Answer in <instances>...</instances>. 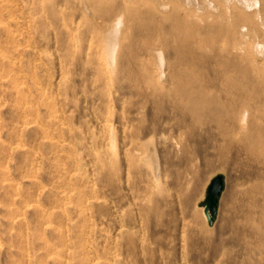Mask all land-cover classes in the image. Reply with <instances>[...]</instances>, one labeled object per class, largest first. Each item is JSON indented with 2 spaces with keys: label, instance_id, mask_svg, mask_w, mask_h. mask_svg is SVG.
<instances>
[{
  "label": "rangeland",
  "instance_id": "rangeland-1",
  "mask_svg": "<svg viewBox=\"0 0 264 264\" xmlns=\"http://www.w3.org/2000/svg\"><path fill=\"white\" fill-rule=\"evenodd\" d=\"M260 5L0 0V264H264ZM182 40L203 61L191 46L182 61Z\"/></svg>",
  "mask_w": 264,
  "mask_h": 264
},
{
  "label": "bare ground",
  "instance_id": "bare-ground-1",
  "mask_svg": "<svg viewBox=\"0 0 264 264\" xmlns=\"http://www.w3.org/2000/svg\"><path fill=\"white\" fill-rule=\"evenodd\" d=\"M260 1H261V5H260V8H259V10H258V11H260V12H258L257 15L261 14V12H264V0H260ZM241 14H242L241 16H236V20L239 19V18L245 20L246 23L249 25L248 29L250 28V29H252V30H256V29L258 28L259 24L257 23V21H255L256 16H254V15L251 14V13L244 12V11H242ZM214 22H215V24H216V23H217V20L215 19ZM215 24H214V25H215ZM223 29H224V28H223ZM221 30H222V27H221L220 31H221ZM221 32H223V30H222ZM225 32H226V37H227V32H228V31H225ZM227 40H228V37H227ZM188 43H189V44H188ZM181 45H182L181 50H180V54H181L180 57H181V59H183V58L185 59V56H183V58H182V54H186V53H185V52H186V51H185L186 48H184V47L189 46V49H190V46H191V47H194V48H191V49H190V52L193 53V56H192V57L189 56L190 58H188V59H190V62H189V63H190V66H191L192 64L196 66V64H197L198 62L203 61V58H201L200 56H204V54H203L202 51L198 50V49L203 48V45H202V44H194V43H190V42H186V41L182 40V41H181ZM224 45H225L226 47H229L228 50H227V48H225L228 52H225L226 54L223 55V56H219L220 59H219V58H218V59L221 60V61H219V62H223V65L225 64V66H226V65L228 66V64L236 65V68H237V67L240 65L241 61H242V60L238 61V58H240V57H242V56H240V54H238V53H236V52H235V54L233 55V53H232L231 50H234V49H236V48L238 49V48H241V47H242L241 50L243 51V48H244V47H243V46L232 47V46H234V45H232V43L229 44L228 41L223 42V43H222V46H224ZM204 46H205V43H204ZM216 48H217V47H216ZM217 49H218V48H217ZM237 49H236V50H237ZM222 50H224V49H222ZM241 50H240V51H241ZM216 51H217V50H216ZM217 52H218V51H217ZM243 52H245V51H243ZM243 52H242V53H243ZM222 53H223V52H222ZM246 53H247V52H246ZM247 55H248V54H247ZM187 57H188V56H187ZM243 58H244V57H243ZM184 59H183L182 61H184ZM188 59H187V61H189ZM209 61H210V60H209ZM193 65H192V66H193ZM199 65H200V64H199ZM201 65H202V63H201ZM203 65H204V64H203ZM209 65H210V64H209ZM182 66H183V64H182ZM227 66H226V67H227ZM184 67H185V64H184ZM186 67H189V66H186ZM202 67L204 68V66H202ZM241 67H243V66H241ZM241 67H240V68H241ZM192 68H193V67H192ZM222 68L225 69L224 67H222ZM222 68L220 67V70H222ZM227 68H228V67H227ZM240 68H239V69H240ZM181 69H182V71H184L183 68H181ZM181 69H180V75H182V76L179 77V79L181 78V80L179 81V83H181V81H182V83H183L185 80L187 81L188 79H186L185 77H186L187 75H189L188 73H187V75H186V72H185V73L182 72ZM186 69H188L187 72L190 70L189 72L191 73V67L186 68ZM186 69H185V70H186ZM194 69H196V68H194ZM194 69H192V71H194V73H195V75H196V74L198 73V71H197V70L195 71ZM197 69L200 70L199 67H198ZM207 69L209 70V73L207 72V74H210V76H211V73H210V72H211V71H210V67L206 68V70H207ZM242 69H243V71L245 70L244 68H241L240 70L242 71ZM201 70H202V69H201ZM232 70H233V69H232ZM240 70H238V71H240ZM178 71H179V70H178ZM224 71H225V70H224ZM238 71H237V72H238ZM202 72H203V71H202ZM213 72H214V71H213ZM213 72H212V73H213ZM220 72H221V71H220ZM235 72H236V71H235ZM199 73H200V72H199ZM205 73H206V72H205ZM222 73H223V76H224V75H225V74H224L225 72H222ZM241 73L243 74L244 72H241ZM192 74H193V73H192ZM192 74H190V75H192ZM207 74H206V75H207ZM193 75H194V74H193ZM203 75L205 76V74H203ZM221 75H222V74H221ZM243 75H245V74H243ZM197 76H198V74H197ZM197 76H196V77H197ZM204 76H203V77H204ZM188 77H189V76H188ZM192 77H193V76H192ZM198 77L200 78V76H198ZM242 77H243V76H242ZM244 77H245V76H244ZM189 78H190V77H189ZM194 78H195V77H194ZM204 78H206V77H204ZM211 78H212V77H211ZM214 78H215V76H214ZM214 78H213V79H214ZM179 79H177V80H179ZM191 79H192V78H191ZM191 79H189V80H191ZM196 79H197V78H196ZM201 79H202V77H201ZM201 79H200V80H201ZM206 79H207V78H206ZM213 79H212V81H213ZM245 79H246V78H245ZM245 79H244V80H245ZM193 80H194V79H193ZM193 80H191V83H190V84H192ZM197 80H198V79H197ZM197 80H196L195 82H197ZM207 80L209 81V79H207ZM186 81H185V82H186ZM198 81H199V80H198ZM203 81L205 82V79H204ZM203 81H202V82H203ZM246 81H247V80H246ZM246 81L244 82V87H243V89L245 88V90H247V87H245V83H246ZM185 82H184L183 84H185ZM187 82H188V81H187ZM202 82H201V84H202ZM209 82H211V80H210ZM213 82H215V81H213ZM213 82H211V83H213ZM216 82H217V81H216ZM241 82H242V81H241ZM247 82H248V81H247ZM176 83H177V82H176ZM198 83H199V82H198ZM206 83H207V82H206ZM206 83H205V85H208V86H209V84H206ZM211 83H210V84H211ZM194 84H195V83H194ZM194 84H193V86H194ZM213 84H214V83H213ZM246 84H247V86H250V85H248V83H246ZM181 85H182V84H181ZM196 85H197V87H198V86H200V83H199V85L196 83ZM203 85H204V84H202V86H203ZM205 85H204L203 88L206 89L209 93H210V91L214 90V92H215V91H216V93L220 92L219 94H221V92L223 91L221 88H219V87L217 86V84L211 85V90H210L209 88H205V87H206ZM185 86H188V85H185ZM202 86H201V87H202ZM208 86H207V87H208ZM176 87H178V86L176 85ZM197 87H192V89H193V88L196 89ZM179 88L183 90V88H181V87H179ZM185 88H186V87H185ZM189 88H190V87L188 86V89H189ZM198 88H200V87H198ZM217 88H218V90H217ZM176 89H177V88H176ZM195 89H193V90L195 91ZM208 89H209L210 91H209ZM248 89H250V87H248ZM182 90H180V91H181V92H183V91H185V90L187 91V89H184L183 91H182ZM189 90H190V89H189ZM199 90H200V89H199ZM241 90H242V88H241ZM176 91H179V90H176ZM190 91H191V90H190ZM194 91H193V92H194ZM204 91H205V90H204ZM237 91H238V89H237ZM259 91H260V90H259ZM188 92H189V91H188ZM201 92H203V91H201ZM235 92H236V91H235ZM235 92H233V93H235ZM247 92H248V91H247ZM203 93H205V92H203ZM211 93H212V92H211ZM230 93H232V92H230ZM233 93H232V94H233ZM237 93H239V91H238ZM237 93H235L236 96H237ZM243 93H244V92H243ZM243 93H242V94H243ZM179 94H180V93H178V95H179ZM183 94H184V93H183ZM183 94H182V95H183ZM194 94H195V93H193V95H194ZM199 94H200V93H199ZM199 94L196 93V95H199ZM207 94H208V93H207ZM214 94H215V93H214ZM214 94H213V95H214ZM227 94H229V93H227ZM245 94H246V93H245ZM252 94H253V93H252ZM254 94H255V93H254ZM258 94H259V92H258ZM176 95H177V93H176ZM186 95L189 96V94H186ZM186 95H185V96H186ZM190 95H191V93H190ZM193 95H192V96H193ZM196 95H195V96H196ZM203 95H204V94H203ZM235 95H234V96H235ZM248 95H249L248 97L251 96L250 93H248ZM262 95H263V94H262ZM214 96H215V95H214ZM216 96H217V94H216ZM236 96H235V98H236ZM239 96H240V95H239ZM252 96H253V95H252ZM255 96H257V95H255ZM255 96H253V97H255ZM258 96H259V95H258ZM258 96H257V97H258ZM176 97H177V96H176ZM176 97H175V98H176ZM199 97H200V96H199ZM201 97H202V94H201ZM201 97H200V98H201ZM248 97H246V98H248ZM257 97H256V98H257ZM179 98H181V96H179ZM179 98H178L177 100H182V99H179ZM182 98H183V96H182ZM187 98H188V97L185 98L186 101H187ZM190 98H191V96H190ZM190 98H188V99H189V102H190ZM192 98H193V97H192ZM192 98H191V99H192ZM196 98H197V97H196ZM196 98H195V99H196ZM217 98H218V97H216V99H217ZM244 98H245V97H244ZM256 98H255V99H256ZM204 99H206V98L204 97ZM219 99H220V98H219ZM257 99H259V98H257ZM260 99H261V98H260ZM192 100H193V99H192ZM201 100H202V98H201ZM210 100H212V99H211V96H210ZM213 100H215V99H213ZM175 101H176V100H174V102H175ZM198 101H199V100L197 99L196 103H197ZM205 101H207V100H205ZM205 101H204V102H205ZM215 101H216V100H215ZM215 101H214V102H215ZM220 101H221V100H220ZM220 101H218L219 104H220ZM255 101H257V100H255ZM180 102H182V101H180ZM193 102H194V101H193ZM242 102H243V101H242ZM253 102H254V100H253ZM257 102L259 103V100H258ZM257 102H255L256 105H257ZM260 102L262 103V100H261ZM186 103H187V102H186ZM222 103H223V102H222ZM187 104L189 105L190 103H187ZM192 104H193V103H192ZM197 104H198V103H197ZM197 104H196V106H197ZM200 104H201V103H200ZM204 104H205V103H204ZM207 104H208V102H207ZM210 104H211V103H210ZM212 104H213V102H212ZM262 104H263V103H262ZM262 104H261V105H262ZM182 105H183V104H182ZM185 105H186V104H185ZM177 106H178V105H177ZM179 106H181V104H179ZM190 106H191V105H190ZM196 106H194V107L196 108ZM199 106H200V105H199ZM201 106H203V105H201ZM206 106H207V105H206ZM252 106H253V105H252ZM263 106H264V104H263ZM185 107H186V106H185ZM192 107H193V105H192ZM214 107H215V106H214ZM261 107H262V106H261ZM181 108H182V107H181ZM215 108H216V107H215ZM257 108H258V107H257ZM209 109H211L210 106H209ZM217 109H218V108H217ZM180 110H181V109H180ZM256 110H257V109H256ZM212 111H213V110H212ZM219 111H220V110H219ZM219 111H218V112H219ZM258 112H259V111H258ZM181 115H182V114H181ZM255 115H256V114H255ZM260 116H261V115H260ZM262 116H263V115H262ZM262 116H261V117H262ZM245 118H247V117L244 115L243 119L241 120V121H243V123L246 121ZM257 118H258V117H257ZM260 120L263 121V124H264V116H263V118H261ZM260 120H259V121H260ZM249 122H251V121H249ZM255 122H256V121H255ZM237 123H238V122H237ZM239 123H240V122H239ZM241 124H242V123H241ZM246 124H247V123H246ZM257 124H258V123H257ZM234 125H236V123L233 122L232 126H234ZM238 125H239V124H238ZM255 125H256V124H255ZM256 126H257V125H256ZM257 127H258V126H257ZM257 127H256V128H257ZM259 127H260V124H259ZM259 127H258V128H259ZM262 127H263V125L261 126V128H262ZM240 128H241V127H239V129H240ZM254 128H255V127H254ZM232 129H233V128H232ZM232 129H231V130H232ZM234 129H235V128H234ZM235 130H236V129H235ZM253 130H254V129H253ZM258 130H259V129H258ZM254 131H257V130L255 129ZM259 131H261V130H259ZM250 132H251V131H250ZM257 132H258V131H257ZM257 132H256V133H257ZM253 133H254V132H252V134H253ZM256 133H255V134H256ZM257 134H258V133H257ZM246 136H247V135L245 134V137H246ZM251 136H252V135H251ZM257 136H258V135H257ZM254 137H255V135H254ZM255 138H256V137H255ZM257 139H259V140L262 142V144H263V142H264V127H263L262 132H261V133L259 132V138H257ZM257 141H258V140H257ZM260 141H259V142H260ZM263 146H264V145H263Z\"/></svg>",
  "mask_w": 264,
  "mask_h": 264
},
{
  "label": "water",
  "instance_id": "water-1",
  "mask_svg": "<svg viewBox=\"0 0 264 264\" xmlns=\"http://www.w3.org/2000/svg\"><path fill=\"white\" fill-rule=\"evenodd\" d=\"M225 182L222 174L216 175L208 185L204 200V214L210 224L217 218L220 197L224 191Z\"/></svg>",
  "mask_w": 264,
  "mask_h": 264
}]
</instances>
